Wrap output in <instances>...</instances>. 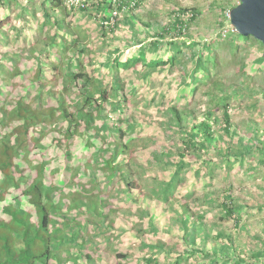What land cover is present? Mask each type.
<instances>
[{
	"label": "trees",
	"instance_id": "1",
	"mask_svg": "<svg viewBox=\"0 0 264 264\" xmlns=\"http://www.w3.org/2000/svg\"><path fill=\"white\" fill-rule=\"evenodd\" d=\"M132 1L116 0L121 8ZM63 2L43 1V23L55 26L53 31L42 29L32 37L16 31L5 37L3 26L9 21H0V264L90 263L93 258L85 252L88 239L83 229L91 222V214L99 216L106 226L112 225L105 220L109 218L110 192L116 184L122 188L126 202L141 200L149 204L143 207L141 216L148 219L150 228L165 230L156 222L155 213L162 214L166 226L179 224L182 230L172 231L179 240L177 247H167L162 239L152 243L167 253L178 252L182 245L175 264L189 256L202 257L208 264H264V241L258 251L243 258V252L234 249L231 237L228 243L219 245L223 234L213 233L216 225L205 221L204 212L190 207L181 197L172 198L175 182L183 179L185 163L179 161L168 182L157 180L148 185L151 193L145 192L142 180L135 178L132 169L138 164L136 154L144 152L132 141L146 124L138 118V105L145 104L141 90L152 87L155 71L166 69L179 71V89L170 99L162 92L158 106L169 115V122L186 134L184 145L214 147L218 154L226 149L227 156H238L228 144L219 148V135L209 120H197L190 104L183 107L179 103L210 77L212 68H218L219 60L212 51L216 39L213 43L208 38L191 39L188 46L186 40H172L160 53L162 37L168 32L165 30L158 33L161 38L133 54H110L108 61L101 63L107 75L103 71L94 74L95 69H88L91 61L84 60L88 33L82 25L66 19L70 13ZM114 3H96L103 29L107 28L104 22L112 19ZM186 10L176 18L178 30L187 23L181 17ZM197 15L198 11L192 9L190 20ZM115 26L109 27L113 31ZM231 38L238 43L248 37L233 31ZM223 117L224 129L230 132L227 109ZM253 137L251 144L244 146L247 151L257 146L259 138ZM160 154L152 151L147 157L164 163L168 153ZM153 202L155 212L151 209ZM126 207L122 208L125 214ZM225 208L229 214L241 213V207L232 204H225ZM131 230L133 234L140 232L138 228Z\"/></svg>",
	"mask_w": 264,
	"mask_h": 264
},
{
	"label": "rangeland",
	"instance_id": "2",
	"mask_svg": "<svg viewBox=\"0 0 264 264\" xmlns=\"http://www.w3.org/2000/svg\"><path fill=\"white\" fill-rule=\"evenodd\" d=\"M43 1L0 0V21L5 18L9 21L3 26L5 37L16 31L15 34L21 32L32 37L42 29L55 30V26L43 23ZM63 1L70 13L66 19L82 25L88 33L89 46L88 52H84V60L91 61L88 69L91 72L95 69L94 74L103 71L107 75L108 70L103 69L101 63L107 62L110 54H133L148 46L150 41L161 38L158 33L165 30L168 32L162 37L160 53L165 52V44L172 40H186L188 46L191 39L208 38L212 43L216 39L212 51L219 60L218 68H212L210 77L204 78L196 91H189L188 97L179 103L183 107L190 104L197 120H209L219 135V148L228 144L238 156H227L226 149L223 154H218L214 147L184 145L186 134L171 124L169 115L166 116L163 108L158 106L163 100L162 92L170 99L179 89V71L166 69L155 71L152 87L141 90L145 104L138 105V118L146 124L132 141L141 145L144 152L136 154L138 164H133L132 169L135 178L142 180L145 192H149L148 185L157 180L168 182L179 161L185 163L183 179L175 182L172 198L181 197L190 207L204 212L205 221L216 225L213 233L220 231L223 234L219 245L228 243L231 237L234 249L241 250L243 258L258 251L264 241V62L261 61L264 47L253 36L239 44L231 38L235 30L229 13L240 0H133L122 8L115 0L112 19L104 22L105 29L101 28L103 19L96 7L98 0ZM186 9L188 12L181 17L187 23L178 30L176 18ZM192 9L198 11L193 21L190 20ZM58 15L65 17V13L58 12ZM114 24L112 31L109 26ZM126 75L132 78V75ZM153 97L156 99L151 100ZM226 109L231 115L230 132L224 129ZM254 135L259 138L257 146L247 151L244 146L251 144ZM152 151L168 153L164 155L165 162L149 161L147 153ZM125 198L119 184L112 186L108 200L109 218L105 220L112 222L111 226H106L99 216L90 215L91 222L83 232L88 239L85 252L91 253L93 259L81 264H175L178 252L184 248L182 245L178 252L167 253L152 243L162 239L167 247H177L179 240L172 231H179V224L166 226L162 214L155 213L156 222L165 230L150 228L148 219L141 216L143 207L149 204L141 200L126 202ZM225 204L241 207V213H227ZM126 205L125 214L122 208ZM155 205V202L151 203L154 212ZM168 214L173 216L174 213L169 211ZM133 228L140 232L133 234ZM151 257L154 260L150 262ZM208 263L202 257L189 256L183 257L178 264Z\"/></svg>",
	"mask_w": 264,
	"mask_h": 264
},
{
	"label": "water",
	"instance_id": "3",
	"mask_svg": "<svg viewBox=\"0 0 264 264\" xmlns=\"http://www.w3.org/2000/svg\"><path fill=\"white\" fill-rule=\"evenodd\" d=\"M229 18L235 31L246 37L253 36L264 47V0H240L230 10Z\"/></svg>",
	"mask_w": 264,
	"mask_h": 264
}]
</instances>
